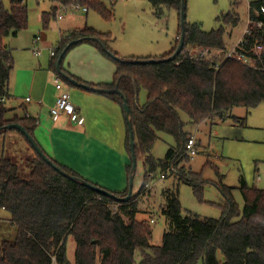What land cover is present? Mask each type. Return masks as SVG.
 <instances>
[{"label": "trees", "instance_id": "1", "mask_svg": "<svg viewBox=\"0 0 264 264\" xmlns=\"http://www.w3.org/2000/svg\"><path fill=\"white\" fill-rule=\"evenodd\" d=\"M9 1L7 6L0 0V133L10 130L1 129L4 126L18 123L34 135L36 120L26 114L13 115L6 103L11 97L9 85L15 67L13 50L6 39L16 36L29 25L28 0ZM51 1V10L42 14L44 28H48L52 20H57L63 6L73 2ZM77 1L86 5L88 10L95 9L106 19L114 16L113 8H107L103 0ZM148 1L157 15H162L165 7L178 12V36L170 52L155 57H122L125 61H117L97 41L86 40L82 43L95 45L115 61L113 80L103 84L86 83L66 72L63 61L61 64L64 72L81 83L93 88L119 90L125 95L130 108L137 161L142 160L146 168L141 188L129 201L119 202L73 181L47 164L17 130L23 138L16 139V145L20 155L25 156L30 173L23 177L17 159L6 150L0 155V208L10 213L12 223L17 226L15 240L0 239V264H52L54 257L60 264H264V189L249 185L243 177L238 187L244 199L242 208L235 199L234 187L222 181L218 184L224 198L219 218H202L191 212L184 214L178 189L164 190L166 205L163 214L169 228L163 234L160 246L152 244L150 222L137 218L141 212L140 199L148 194L149 182L158 173L162 177L174 175L178 183H188L198 191L204 182L199 175L181 167L189 156L186 153L188 135L180 112L186 113L192 123L200 124L216 118L224 120L235 107L243 106L249 113L264 103V49L258 56L253 52L255 43L264 46V0L249 2V33L244 35L247 42L240 49L255 60V66L234 59L209 60L190 54L191 49L199 47L226 50V27L239 23L241 0H231L232 9L222 13L218 17L221 25L210 31L203 30L199 23L187 22L184 48L173 60L168 58L179 44L182 0ZM83 37L98 39L119 56L110 46L114 41L111 33L86 26L62 34L51 68L70 86L74 85L57 70L56 63L70 41ZM138 59H155L156 62H130ZM143 90L147 97L141 104ZM102 94L120 104L125 114L124 101L118 93ZM157 132L174 136L177 143L168 149L163 159L152 155ZM126 149L131 160L127 166V188L121 192L109 190L119 197L128 193L133 163L128 126ZM48 156L67 173L83 178ZM70 237L76 242L73 263L67 254ZM137 252L140 253L139 260L136 259Z\"/></svg>", "mask_w": 264, "mask_h": 264}, {"label": "rangeland", "instance_id": "2", "mask_svg": "<svg viewBox=\"0 0 264 264\" xmlns=\"http://www.w3.org/2000/svg\"><path fill=\"white\" fill-rule=\"evenodd\" d=\"M9 6V0H3ZM107 8H113L112 19L104 18L95 9H68L62 11L63 19L52 20L48 28L43 27L42 14L49 12L53 6L51 0H28L29 25L21 31L18 37L11 40L14 49L15 69L11 75V90L22 91L23 85L31 81L33 71L31 67L44 65L48 68L51 59V49L57 48L60 34L64 29H73L75 26L88 25L102 33H111L114 41L110 44L122 58L139 57L148 54L163 55L171 51L176 43L179 30V16L175 9L165 7L162 15H157L148 0H103ZM251 0H241L238 7L239 23L226 27L225 43L228 50L234 48L242 39L249 21L248 3ZM232 9L231 0H187V22L199 23L203 30L210 31L221 25L218 17ZM62 27V28H61ZM62 29V30H61ZM43 35L39 44L43 49L42 55L37 57L30 50L32 38ZM11 38V37H10ZM33 45V44H32ZM199 48L191 49L190 54ZM202 50V49H201ZM212 48L209 60L224 58L223 52ZM93 55L106 58L109 67L95 64ZM103 56V57H100ZM59 58V57H58ZM105 60V59H104ZM115 61L106 56L100 49L91 43H81L70 49L63 60V68H74L85 73H99L105 77H113ZM112 67V68H111ZM111 68V69H110ZM146 91L140 94V103L146 101ZM184 122V131L188 138L193 135L198 154L189 156V160L181 163L193 174L203 180L198 191L188 183L176 180L174 175L162 177L157 174L149 182L148 194L140 200L141 212L137 215L140 220H148L153 228L152 244L160 246L163 234L168 230V220L163 214L166 205L163 191L178 189L182 211L189 212L202 218H219L222 214L224 198L218 188L222 181L225 185L234 187V196L242 208L243 196L238 189L243 177L249 185L264 189V103L251 110L243 106L235 107L224 119H215L200 124L190 121L188 115L180 112ZM158 138L152 149L156 159H163L170 147L176 146L174 136L157 132ZM21 134L14 129L7 133H0V155L6 150L7 154L17 159L21 175L27 177L30 166L25 156L20 155L16 139L22 140ZM24 140V139H23ZM146 168L142 160L137 161L133 182V193H137L142 186ZM153 220V221H152ZM17 226L12 223L8 211L0 208V239L15 240ZM76 242L73 238L67 241V254L74 261ZM137 256L140 253L137 252Z\"/></svg>", "mask_w": 264, "mask_h": 264}, {"label": "crops", "instance_id": "3", "mask_svg": "<svg viewBox=\"0 0 264 264\" xmlns=\"http://www.w3.org/2000/svg\"><path fill=\"white\" fill-rule=\"evenodd\" d=\"M86 26L88 25L75 26L73 29L67 28L62 34L72 30H81ZM20 33L21 31L8 39L13 40ZM62 34H60V39ZM40 36L38 46L44 39L43 35ZM36 37L32 38V44ZM11 40L7 43L10 47ZM32 44L30 50L35 56H41L42 54L38 56L34 53ZM12 50L14 51L13 48ZM148 56L157 55L148 54L139 57ZM52 58L53 56H51L48 68L44 65L31 67L30 71H33L31 81L23 85L22 91L19 89L12 92L10 81L11 97L6 101L7 106L12 110L13 115L23 116L29 113L32 118L38 120L33 129L34 136L44 151L58 163L69 167L84 179L103 188L111 191H124L128 185L127 166L131 160L126 149L127 123L122 107L102 93L70 86L62 80L64 87L70 89L72 102L79 110L80 116L76 122L71 121L66 114H61L56 119L53 118L50 108L54 106L59 90L54 81L56 73L51 68ZM93 58L95 64L109 67L107 63L109 61L106 58H99L95 55ZM64 70L86 83L103 84L113 80L116 66L112 79L109 75L105 77L97 72L88 74L84 70L71 67L64 68ZM250 113L247 112V114ZM136 259H140L137 253Z\"/></svg>", "mask_w": 264, "mask_h": 264}, {"label": "water", "instance_id": "4", "mask_svg": "<svg viewBox=\"0 0 264 264\" xmlns=\"http://www.w3.org/2000/svg\"><path fill=\"white\" fill-rule=\"evenodd\" d=\"M187 0H182L181 3V11H180V23H181V35L179 37V44L177 46V48L175 49L174 53L168 58L169 60H173L177 57L178 54L181 53V51L184 48L185 45V35H186V23H187ZM86 40H94L97 41L101 46L102 49L108 54L110 55L113 59L117 60V61H125L123 58H121L120 56L115 55L114 53H112L110 50H108V48L103 45L98 39L94 38V37H83V38H79L76 40H72L70 41L67 46L64 48V50L61 52L57 63H56V67L57 70L62 74V76L68 80L72 85L76 86V87H81L84 89H92L94 91L100 92V93H106V92H115L118 93L122 98H123V108L125 111V118H126V123L127 126L129 128L130 131V148L132 151V170H131V174H130V178H129V189H128V193L126 196L124 197H119L116 194H114L113 192H110L109 190L102 188L101 186L95 185L83 178L77 177V176H73L69 173H67L66 171H64L60 166H58L57 164H55L51 158L46 154V152L42 149V147L40 146V144L38 143V141L36 140L35 136L33 134H31L28 130H26V128L24 126H22L21 124L15 123V124H10L7 126H4L1 129H16L18 130L21 134H23L26 139L29 141V143L32 145V147L34 148V150L38 153V155L47 163L49 164L51 167H53L55 170H57L59 173H61L62 175H64L67 178H70L73 181H78L82 184H84L85 186L101 193L104 194L106 196H109L111 198H114L116 200H118L119 202H127L131 199L132 194H133V182H134V177H135V172H136V167H137V157H136V153H135V140H134V132H133V126H132V122L130 119V108L128 106L127 100L125 95L119 91V90H109V89H104V88H93L90 87L89 85L85 84V83H81L79 81H77L76 79L72 78L69 74H67L66 72H64L61 68V64L62 61L64 59V56L66 55V53L68 52V50L74 46L77 45L79 43H82ZM133 63H148V62H156L155 59H148V60H133L130 61Z\"/></svg>", "mask_w": 264, "mask_h": 264}, {"label": "built area", "instance_id": "5", "mask_svg": "<svg viewBox=\"0 0 264 264\" xmlns=\"http://www.w3.org/2000/svg\"><path fill=\"white\" fill-rule=\"evenodd\" d=\"M72 1L73 2L69 6H63L62 7V9L58 13V19H62L63 18V15L61 14L62 11L66 12L68 9H83L84 11L88 12V7L86 5H82L77 0H72ZM262 11L264 12V8H262ZM246 33H249L248 26H247V29H246L244 35ZM244 35H243L242 39L239 41V43L234 48H232L231 50H228L226 48V50L220 51L219 53L223 52V55H224L223 57L225 59H234L236 61L242 62L245 65L255 66V60L251 56H248L245 51H243V52L240 51V49L247 42L246 39L244 38ZM40 39H41V36H37L34 39L33 46H32L34 53L38 56L41 55L42 51H43V49L40 46H38ZM201 49L194 50L191 53V55L194 57H201V58L209 59L208 56H211L213 54L212 48H201ZM263 49H264V46L262 43H255L254 48H253V52L258 56L263 51ZM50 54H51V56H54L55 50L51 49ZM54 81L56 84V88L59 90V95L57 97V100H56L54 106H52L50 108V113H51L52 117L56 119L61 114H66L70 118L71 121H73V122L78 121L79 116H80V112L77 109V107L75 106V104L72 102L70 89L64 87L62 80L58 76H55ZM26 115L28 117L31 116L29 113H26ZM36 122H38V120H36ZM186 153L189 156H194V155L198 154V151L196 149L195 138L193 136H190L188 138V141L186 143ZM52 264H60V263L54 257Z\"/></svg>", "mask_w": 264, "mask_h": 264}]
</instances>
